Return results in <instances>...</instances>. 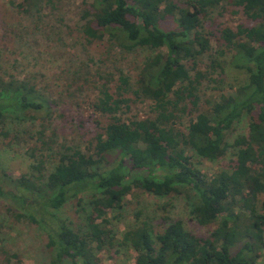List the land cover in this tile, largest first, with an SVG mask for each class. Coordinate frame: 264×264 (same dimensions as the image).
Returning a JSON list of instances; mask_svg holds the SVG:
<instances>
[{
	"label": "trees",
	"instance_id": "trees-1",
	"mask_svg": "<svg viewBox=\"0 0 264 264\" xmlns=\"http://www.w3.org/2000/svg\"><path fill=\"white\" fill-rule=\"evenodd\" d=\"M44 5L54 6L55 0H19L16 7L28 13ZM219 7V14L240 13L248 23H221L216 31L204 30L203 19L213 24L210 14ZM81 20L79 31L88 43L148 53L133 81L122 70L116 77L111 73L98 77L101 82L92 106L106 122L88 152L66 145L54 151L53 139L45 138L44 129L25 132L39 147L27 151L35 159L30 174L8 179L7 172H0V198L9 200V211L46 234L48 264H100L97 254L112 246L115 238L104 216L107 210L121 209L134 186L160 197L181 194L192 219L200 226H212L210 232L196 235L180 219L161 230L147 219L140 220L119 241L135 251L134 264H260L264 259V0H84ZM204 53L209 71L198 68ZM227 54L235 67L245 70L244 82L220 93L210 112H197L184 123L182 113L188 103L197 104L198 86L205 80H224ZM136 99L150 101L151 117H124ZM46 105L47 99H41L30 82L0 75V138L15 137L7 125L34 118L32 113L49 109ZM241 122L246 131L234 135ZM41 145L49 153L36 155ZM45 156L52 157L48 170ZM225 157L227 164L212 175L198 166L202 160ZM81 193L91 195L81 228L49 212Z\"/></svg>",
	"mask_w": 264,
	"mask_h": 264
},
{
	"label": "rangeland",
	"instance_id": "rangeland-1",
	"mask_svg": "<svg viewBox=\"0 0 264 264\" xmlns=\"http://www.w3.org/2000/svg\"><path fill=\"white\" fill-rule=\"evenodd\" d=\"M83 2L55 0L54 6L44 5L41 10L27 13L16 7L19 0H0V75L7 78L12 74L17 79L30 82L41 99H47L46 106L49 107L48 110L32 113V119L27 117L24 122L7 125L10 133L16 135L12 139V136L0 138V172H7L8 179H18L22 174L32 172L30 164L35 159L27 151L39 147V143L25 132L44 129L45 138L49 136L53 139L54 151L59 150L61 145L76 146L85 152L92 149L95 134L106 122V118L95 113L92 106L97 97L96 87L101 82L98 77L106 73L116 77L117 72L122 70L133 81L148 53L144 49L129 52L108 50L106 43L86 42L79 31L83 23ZM220 11L221 7L211 12L212 18L209 17L213 24L206 17L203 19L204 30L216 31L221 23L229 26L248 23L240 13L223 11L219 14ZM166 25L171 26V23ZM212 47L213 52L216 51L215 43ZM223 58L226 61L224 80H205L198 86L197 104L188 103L187 110L182 113L184 123L197 112H210L220 93H228L230 86L237 87L244 82L247 76L245 70L235 67L229 54ZM198 61V68L202 71L210 70L207 53L201 55ZM212 76L216 78V74ZM151 116L150 101L141 99H136L124 115L140 119ZM246 127L245 122H241L233 134L245 132ZM41 147L42 150L35 151L36 155L40 151L49 153L45 145ZM50 158L44 157L43 165L47 170ZM227 162V157L216 161L202 160L198 166L204 173L212 175ZM90 200L89 193H81L57 209L49 208V212L66 220L71 227L81 228L86 223L85 215L90 211ZM81 207L85 211L78 212ZM9 210V200L0 198V264H48L50 248L46 234L33 223L15 219ZM104 217L115 238L112 246L97 254L100 264H134L135 251L119 245V241L123 232L140 220L147 219L156 230H161L169 221L180 219L185 228L199 236L207 235L212 229V226H200L192 219L183 195L160 197L136 186L126 195L121 209L107 210ZM4 251L9 254V259ZM65 263L70 264V261ZM260 264H264V259L261 258Z\"/></svg>",
	"mask_w": 264,
	"mask_h": 264
}]
</instances>
